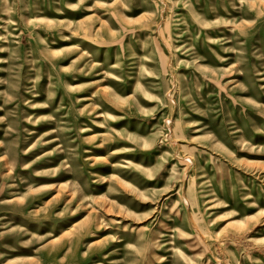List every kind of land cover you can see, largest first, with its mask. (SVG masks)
<instances>
[{"label": "rangeland", "instance_id": "1", "mask_svg": "<svg viewBox=\"0 0 264 264\" xmlns=\"http://www.w3.org/2000/svg\"><path fill=\"white\" fill-rule=\"evenodd\" d=\"M0 264H264V0H0Z\"/></svg>", "mask_w": 264, "mask_h": 264}]
</instances>
